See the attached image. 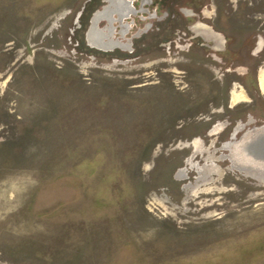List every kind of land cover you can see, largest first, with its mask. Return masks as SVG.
<instances>
[{"label": "rangeland", "instance_id": "rangeland-1", "mask_svg": "<svg viewBox=\"0 0 264 264\" xmlns=\"http://www.w3.org/2000/svg\"><path fill=\"white\" fill-rule=\"evenodd\" d=\"M106 4L0 0V264H264V0Z\"/></svg>", "mask_w": 264, "mask_h": 264}, {"label": "flooded vegetation", "instance_id": "flooded-vegetation-1", "mask_svg": "<svg viewBox=\"0 0 264 264\" xmlns=\"http://www.w3.org/2000/svg\"><path fill=\"white\" fill-rule=\"evenodd\" d=\"M143 4L148 3L149 0H142ZM112 4L113 6H105L102 10L95 12L94 17H98L101 15L104 16H108L110 17V14L115 11V9L122 13H134L131 12L132 8L134 9V7L131 5V0H112ZM116 15V14H114ZM117 16V15H116ZM100 19V18H98ZM101 19H105V18H101ZM98 21V20H97ZM121 24V21L119 22ZM129 24L123 25L121 24V31L120 34L123 36V32H125L128 29ZM98 27V26H97ZM94 29H96V33L99 39H102L101 41L103 42L102 45L98 46L96 44H93L92 41L89 40V31L87 32V41L91 46H95L101 49H112L115 46L123 48L125 50H128L130 48V41L129 39H121V38H115L112 36L113 34V28L111 27V25H106L104 28H96L94 27ZM91 31V30H90ZM210 33V31H209ZM95 34V33H94ZM94 38H96V36H94ZM259 133V132H258ZM256 134V133H255ZM244 152V150H243ZM245 153V152H244ZM246 154V153H245Z\"/></svg>", "mask_w": 264, "mask_h": 264}, {"label": "bare ground", "instance_id": "bare-ground-1", "mask_svg": "<svg viewBox=\"0 0 264 264\" xmlns=\"http://www.w3.org/2000/svg\"><path fill=\"white\" fill-rule=\"evenodd\" d=\"M95 33V34H94ZM89 40L98 46L102 45V39H99L96 29L89 31ZM96 36V38H94ZM244 152L248 157L254 159L258 163L264 164V130L253 135V139L243 147Z\"/></svg>", "mask_w": 264, "mask_h": 264}, {"label": "water", "instance_id": "water-1", "mask_svg": "<svg viewBox=\"0 0 264 264\" xmlns=\"http://www.w3.org/2000/svg\"><path fill=\"white\" fill-rule=\"evenodd\" d=\"M107 1V4L105 5V6H113V4H112V0H106ZM104 6V7H105ZM103 7V8H104ZM102 8V9H103ZM135 9H133L132 8V11L131 12H133ZM97 11H100V10H97ZM97 11H95V12H97ZM94 12V13H95ZM135 12V11H134ZM93 13V15H92V17H91V23H90V26H89V29H88V31H90V30H93L94 29V27H96V28H98L97 27V22L101 19V18H105L106 19V21H107V23L109 24V25H111V27H112V22L113 21H118V22H120V21H122V19L123 18H125V17H127L128 15H129V13H125V14H122V13H120V12H118L116 9H115V11H113L111 14H110V17H108V16H104V15H101V17L100 16H98V17H94V14ZM113 14H116L117 16H116V18L115 17H113ZM98 18H100V19H98ZM98 20V21H97ZM113 28V27H112ZM87 31V32H88ZM87 35V34H86Z\"/></svg>", "mask_w": 264, "mask_h": 264}]
</instances>
